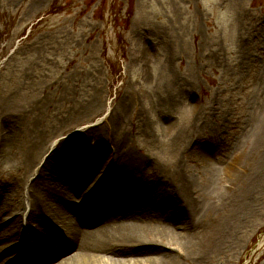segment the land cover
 I'll list each match as a JSON object with an SVG mask.
<instances>
[{
    "label": "rangeland",
    "instance_id": "374dc122",
    "mask_svg": "<svg viewBox=\"0 0 264 264\" xmlns=\"http://www.w3.org/2000/svg\"><path fill=\"white\" fill-rule=\"evenodd\" d=\"M12 124L44 140L36 169L124 140L146 184L192 179L190 223L211 215L218 238L186 264H264V0H0V140ZM25 172L0 163V193Z\"/></svg>",
    "mask_w": 264,
    "mask_h": 264
},
{
    "label": "bare ground",
    "instance_id": "6f19581e",
    "mask_svg": "<svg viewBox=\"0 0 264 264\" xmlns=\"http://www.w3.org/2000/svg\"><path fill=\"white\" fill-rule=\"evenodd\" d=\"M12 130L13 124L0 140V163L26 172L25 183L14 182L0 193V221L12 216L0 222V264H186L202 261L218 238L209 227L210 214L207 230L189 221L192 179L163 174L146 184L140 172L149 160L124 151V140L108 148L104 161L77 148L67 161H55L53 153L36 169L44 140L19 145L8 136ZM72 136L58 146L69 147ZM99 167L113 185L95 176ZM6 192L29 203L23 231L22 209ZM13 252L20 254L10 259Z\"/></svg>",
    "mask_w": 264,
    "mask_h": 264
}]
</instances>
